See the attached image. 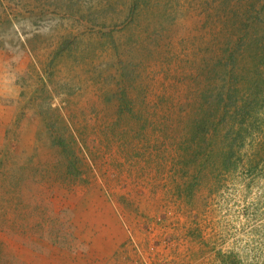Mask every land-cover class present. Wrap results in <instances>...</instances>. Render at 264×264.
Here are the masks:
<instances>
[{"label":"rangeland","instance_id":"obj_1","mask_svg":"<svg viewBox=\"0 0 264 264\" xmlns=\"http://www.w3.org/2000/svg\"><path fill=\"white\" fill-rule=\"evenodd\" d=\"M0 264H264V0H0Z\"/></svg>","mask_w":264,"mask_h":264},{"label":"trees","instance_id":"obj_2","mask_svg":"<svg viewBox=\"0 0 264 264\" xmlns=\"http://www.w3.org/2000/svg\"><path fill=\"white\" fill-rule=\"evenodd\" d=\"M243 127L242 125L238 127V131H242Z\"/></svg>","mask_w":264,"mask_h":264},{"label":"bare ground","instance_id":"obj_3","mask_svg":"<svg viewBox=\"0 0 264 264\" xmlns=\"http://www.w3.org/2000/svg\"><path fill=\"white\" fill-rule=\"evenodd\" d=\"M80 111H82V110H80Z\"/></svg>","mask_w":264,"mask_h":264}]
</instances>
